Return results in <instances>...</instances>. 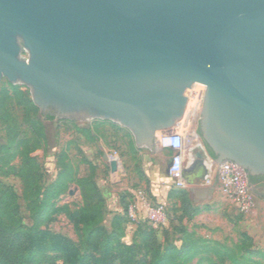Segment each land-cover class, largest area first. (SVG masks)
Wrapping results in <instances>:
<instances>
[{
	"label": "water",
	"instance_id": "obj_1",
	"mask_svg": "<svg viewBox=\"0 0 264 264\" xmlns=\"http://www.w3.org/2000/svg\"><path fill=\"white\" fill-rule=\"evenodd\" d=\"M2 79L43 115L113 122L151 152L202 85L193 133L210 166L236 164L251 191L264 175V0H0ZM205 162L182 169L193 202L214 193L193 186Z\"/></svg>",
	"mask_w": 264,
	"mask_h": 264
},
{
	"label": "rangeland",
	"instance_id": "obj_2",
	"mask_svg": "<svg viewBox=\"0 0 264 264\" xmlns=\"http://www.w3.org/2000/svg\"><path fill=\"white\" fill-rule=\"evenodd\" d=\"M17 86L25 96L30 97L27 88ZM1 87H8L5 79L0 81ZM201 87L203 88L202 85L196 84L194 92L192 91L191 111L174 128L183 136L186 133L194 135L193 130L196 128L202 99L198 92ZM16 102L17 100L14 99L11 109L21 123L22 109L16 105ZM35 117L41 122L44 138L40 148L32 149L31 144L28 147L32 149L30 155L40 166L42 176L40 183L43 187H47L56 178L60 171L59 159L62 153L66 154L64 162L73 167L72 174L75 179L88 176L93 171V180L103 199L101 225L107 230L110 229L114 217L120 214L115 212L116 206L119 211L123 210L124 193L127 189L146 192L151 182L162 183L165 179L163 173L171 151L160 149L151 152L146 148H137L131 134L118 124L105 120L71 121L59 118L46 120L39 113ZM21 129L29 137L30 133L25 124H21ZM80 129H89L90 133L83 135L79 132ZM3 142L4 128L0 124V143ZM193 143L195 144L194 152L199 151L205 157V163H209L208 156L197 137ZM110 159L117 161V169L114 172L110 170ZM19 162L18 156L12 161L15 166H18ZM2 180L16 193L22 220L29 223L20 180L13 175L2 177ZM174 189L188 192L187 187L171 186L169 193ZM253 199V206L246 212L237 211L227 198L218 193L207 201L193 203L190 199L192 206L196 207L198 212L187 219L179 211L181 200L178 197L172 198L168 204L165 203L169 214L164 225L156 231V243L160 246L166 244L179 246L186 233H192V238L202 239L201 245L205 247L204 252L188 264H196L200 257L203 260L198 264H209L207 259L217 262L218 258L214 251V248H217L216 243L230 248L239 246L240 254L263 264L264 256L259 253H264V198L253 197ZM81 205L79 188L75 181L69 182L66 190L54 200L55 207L66 206L70 211L78 210ZM146 228L138 223L128 228L125 230L126 235L120 239L121 243L130 244L133 239L139 241V232ZM41 229L67 238L83 251L84 246L80 243V237L74 229L73 222L63 212L52 213ZM141 255L142 253H137L135 259H139ZM222 260L224 264H231L227 259Z\"/></svg>",
	"mask_w": 264,
	"mask_h": 264
},
{
	"label": "trees",
	"instance_id": "obj_3",
	"mask_svg": "<svg viewBox=\"0 0 264 264\" xmlns=\"http://www.w3.org/2000/svg\"><path fill=\"white\" fill-rule=\"evenodd\" d=\"M7 84L8 87L0 88V124L4 128V142L0 143V264H188L204 252L205 245H201L203 240L192 238V233H186L179 246H160L155 236L157 229L163 225L154 228L145 220L138 221V224L147 227L139 232V241L133 239L130 244L121 243L120 239L125 235V223L131 222L126 214L131 195L124 197L122 213L114 217L107 230L101 225L103 199L93 180V171L88 176L75 179L73 167L64 162L65 153L59 159L60 171L56 178L43 187L40 183V166L30 155L32 149L41 147L44 138L41 122L35 116L39 113L46 120H53L55 116L41 114L30 97L25 96L17 85ZM14 99L22 109L21 123L11 109ZM21 124L26 125L29 137L21 129ZM79 132L87 135L90 130L80 129ZM29 144L32 149L28 147ZM208 153L212 155L209 150ZM17 156L20 162L15 166L12 161ZM8 175L17 177L22 184L29 223L22 220L16 193L2 180ZM253 180L250 176L249 181ZM73 181L78 185L82 205L75 211H70L66 206L55 207L54 200ZM169 195L171 199L178 197L181 200L179 211L182 216L190 219L197 214L198 209L192 206L188 192L174 189ZM54 212H63L73 222L80 243L84 246L83 251L67 238L41 229ZM166 212L168 216L167 209ZM215 245L218 259L217 262L207 259L209 264H224L222 259L229 260L231 264H261L240 254L239 246L230 248L220 243ZM137 253H142L139 259H135ZM259 254L264 256V253ZM202 260L200 257L196 264Z\"/></svg>",
	"mask_w": 264,
	"mask_h": 264
},
{
	"label": "built area",
	"instance_id": "obj_4",
	"mask_svg": "<svg viewBox=\"0 0 264 264\" xmlns=\"http://www.w3.org/2000/svg\"><path fill=\"white\" fill-rule=\"evenodd\" d=\"M183 141L184 136L174 129L158 138L161 150H170V165L167 173L172 181V186L186 187L182 178L183 168ZM215 186L225 198H227L239 212H246L253 206V195L247 181L245 172L232 162H225L216 167ZM211 185L212 179L207 177L205 181L195 182L193 186ZM128 200L126 214L131 222L145 220L151 227L164 225L167 220L166 206L163 202H153L143 190L131 191ZM138 213H141L142 218Z\"/></svg>",
	"mask_w": 264,
	"mask_h": 264
},
{
	"label": "crops",
	"instance_id": "obj_5",
	"mask_svg": "<svg viewBox=\"0 0 264 264\" xmlns=\"http://www.w3.org/2000/svg\"><path fill=\"white\" fill-rule=\"evenodd\" d=\"M195 139H196V137L193 134H191V133L190 134L186 133V135H184V141H183V165H182L183 168L186 167L187 164L192 161V155L195 153L194 152L195 144L193 143V140H195ZM206 166H207V169H208L207 177H210L212 179V184L211 185H213L215 183V180H216L215 178H216V170H217V168L215 166H210L209 163H206ZM163 176H165V179L163 180L162 183H160L159 181L151 182L149 188L147 189V191L145 193L147 194L148 198L151 199L153 202H163V203L168 204L170 202V200H171L170 197H169L170 195H169V191L168 190H170V188L172 186V181H171V179L168 176L166 165H165V170H164ZM205 179L204 180H197L196 179L195 182L205 181ZM211 185L202 184V185L194 186V187H205L206 188V187H209ZM186 187L189 188L190 186L187 185ZM132 190L133 189H127V191H125V193H124L125 194L124 196L127 197L129 194H131ZM216 193L220 194V192L218 191V189L215 186L212 198L214 197V195ZM188 194H189V192H188ZM207 200L208 199L199 200L197 202L207 201ZM197 202H193V203H197ZM115 212L122 213V210L119 211L118 207L116 206V211ZM138 215H139L140 218H142L141 213H138ZM137 223L126 222L125 223V226H126L125 230H127L128 228L134 227V225H136Z\"/></svg>",
	"mask_w": 264,
	"mask_h": 264
},
{
	"label": "flooded vegetation",
	"instance_id": "obj_6",
	"mask_svg": "<svg viewBox=\"0 0 264 264\" xmlns=\"http://www.w3.org/2000/svg\"><path fill=\"white\" fill-rule=\"evenodd\" d=\"M254 178L253 182V190L251 191L253 197L256 198H264V175H255L252 176Z\"/></svg>",
	"mask_w": 264,
	"mask_h": 264
},
{
	"label": "bare ground",
	"instance_id": "obj_7",
	"mask_svg": "<svg viewBox=\"0 0 264 264\" xmlns=\"http://www.w3.org/2000/svg\"><path fill=\"white\" fill-rule=\"evenodd\" d=\"M195 86H196V85H194V87H193V90H192L193 92H194V90H195ZM198 92H199L200 95L202 96L203 88H202V87L199 88ZM192 96H193V94H192ZM192 99H193V98L191 97V100H192ZM176 126H177V125H176ZM176 126H175V127H176ZM195 136H196V135H195ZM196 137H197V136H196Z\"/></svg>",
	"mask_w": 264,
	"mask_h": 264
}]
</instances>
